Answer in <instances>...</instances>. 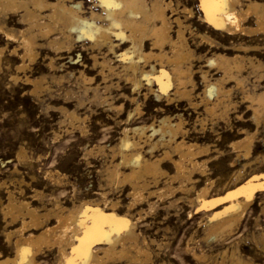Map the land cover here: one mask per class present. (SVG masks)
<instances>
[{"label": "bare ground", "instance_id": "1", "mask_svg": "<svg viewBox=\"0 0 264 264\" xmlns=\"http://www.w3.org/2000/svg\"><path fill=\"white\" fill-rule=\"evenodd\" d=\"M187 1L0 0V63H3L5 53L18 55L22 61L21 65H16V70L24 75H11L16 80L22 79L24 87L29 86L30 95L62 96L59 99L61 103L52 107L64 115L65 121H70L69 126L73 129L79 128L88 118L87 111L80 114L85 108L93 111L94 105H104L112 111L111 114L115 113L117 125L121 126L118 140L121 162L114 161L116 164L108 170L106 168V182H127L130 186L127 194L130 203L122 213L118 211L117 201L104 204V207L97 199H79L78 203H70L71 206L57 200L54 209L41 211L31 206L30 201L31 204L17 201L9 193L7 206L3 205L5 208L0 214L12 226L18 223L19 227L16 225L18 228L5 234L13 254H0V264H45L42 257L45 249L53 251L52 264H142L143 259L148 261L154 257L151 248L141 245L144 217L149 213L158 217L161 214L159 202L165 206L166 215H170L171 209L177 210L187 198L190 207L204 211L200 215L202 220H199L204 223H200L201 226H205L202 241L208 244L229 238L238 229L255 204L258 192L264 191V172L253 174L242 185L223 195H209L213 181L208 174V163L217 152L222 153V147L219 148V144L211 146L210 142L199 143V140L210 137L209 132L205 133L207 120L212 121V130L215 131L214 125L219 120L229 119L230 111L237 109V97L234 100V95L239 92L242 94V106L246 104L250 112L247 121L256 126V132L251 133L253 130L250 132V128H236L241 131V136L234 140L231 148L236 153V163L250 162L254 156L257 131L264 128V88L259 89L257 81L251 83L249 75L264 73V63L254 56L264 47V0H246L245 4L242 0L211 4L199 0L200 8L197 10L191 7L196 0H190L191 6ZM247 39L263 42L248 45L244 43ZM38 59H43L46 66L40 65ZM67 63H71L70 66L67 67ZM75 64L79 68H73ZM32 65H37L39 72L26 73ZM197 75L202 88L195 81ZM263 77L261 74L258 79ZM74 81L82 88L80 96L73 92L71 85L68 86ZM144 86L146 88L141 90ZM140 94L146 99L148 109L153 105L152 110L149 109L151 114H147L139 102ZM71 99H76L72 100L76 102L74 106L69 101ZM175 102H185L189 108L198 111L202 108L203 119L199 120V125L188 127L183 113L171 106ZM70 127L65 130H71ZM119 164L128 171H120ZM241 172L236 173L237 177ZM164 176L167 182L164 180V185H160V178ZM200 177L206 179L201 188L203 181ZM51 179L55 180V177ZM193 190L197 191V196L191 199L186 195ZM38 192L40 194V190ZM154 197L158 200L153 202V199L151 203L150 199ZM145 201L149 209L142 206ZM121 206L125 207V204ZM188 213L192 215L193 210L189 209ZM195 217L191 216V219ZM259 237L264 247V233ZM142 241L145 246L149 244L145 238ZM150 242L154 244L157 241L153 239ZM190 242L193 243L192 240ZM221 248L223 250L224 247ZM205 252L193 251V255L190 254L195 256L194 259L205 261ZM227 258L230 264H257L243 258L238 251L230 255L224 251L220 264H225Z\"/></svg>", "mask_w": 264, "mask_h": 264}, {"label": "rangeland", "instance_id": "2", "mask_svg": "<svg viewBox=\"0 0 264 264\" xmlns=\"http://www.w3.org/2000/svg\"><path fill=\"white\" fill-rule=\"evenodd\" d=\"M242 1L244 4L246 3V0H242ZM187 3L189 4V5L187 4L188 6L192 5L190 0L187 1ZM191 7L196 9V10L199 9L200 8L199 0H196V3L193 4ZM252 25H253V23H252ZM249 40L248 39L245 40L244 43H246L248 45H251V44L254 45V44H257L259 42H263V41L257 42L254 40H250V41ZM251 42H253V43H251ZM261 48L262 49L259 52H256L257 54L255 53L254 56H258L259 59L261 58V61L264 63V57H263L264 56V47H261ZM8 53H5L6 57L3 58V61H2L3 63H0V65H1V67H0V70H1L0 71V185H1L0 186V207H1L0 211L1 212L0 213L3 214L2 210L7 206L5 204L8 203L9 193H12L14 195V198L15 199L17 198V201L18 200L21 202L22 201H25V202L30 201L32 203L31 206L37 207V209H39L41 211H44V209H48V208L54 209L57 206L56 205V202H58L57 200L62 202L63 205H66V206L70 205L71 206V204L78 203L79 201L84 200V199L85 200H96L97 199V201L99 200V202H101V204H103L104 207H105V205L110 204L111 201H117L119 204L118 211L121 213L125 212L123 210H127L126 206H128V204L130 203L129 202L130 197L127 195L129 193V189H130V186H128L129 184L127 182L119 183V181H117V184H115L116 182L114 184L113 183L108 184L106 182V173H107L106 168L108 170V168H111L114 164H116L114 161H116L118 163L121 162V161H119V160H121L120 157H118V156H120L119 155L120 153L118 151L119 150V145H118L119 141L118 140L120 137L121 126L117 125L118 119H116V118H118V117L116 116V114L115 113L111 114L112 111L110 112L109 109L104 105H99L100 108H99V106L94 105L93 111H90L89 108H85L84 110L80 111V114L84 115L87 111V115H89L90 117L88 116V118L86 119L87 122H86V120L82 121L81 126L79 128H78V126H77V128H75L77 130L76 131L75 129H73L72 127L69 126L70 121L69 120L65 121L64 115L62 113H59V111L57 112V110L54 107H52L55 104L61 103V100H59V99L62 98V96L56 94L55 97L51 98V96L50 95L48 96V94H46V93L42 94L40 97L30 95L29 86L26 85L24 87L23 85H25V83L22 79H17V80L14 79L13 76L16 77L17 75H19L20 77H23V75H24L22 72H18V70H16L17 67L19 65H21L22 60L20 59V57L18 55H11L10 56V53L9 54ZM8 55L10 57H12V56L13 57L11 59H9L10 57ZM8 59L11 60L12 62L15 60V62L11 63V61H8ZM38 60H39L40 65L44 64L43 67L46 66V63L43 61V59H38ZM9 62H10V64H9ZM65 62H68V61H65ZM74 62H77V60H75ZM5 63H7V65ZM71 63H73V62H71ZM70 64L67 63V67L70 66ZM16 65H17V67H16ZM13 66H15V67H13ZM34 68H35V70H34ZM37 68H38L37 65H32L31 69H28L26 71V73H30L31 71L32 72L34 71L33 73H35ZM73 68H79V65L75 64L73 66ZM44 70L47 73L49 72V71H47L48 70L47 68H44ZM37 72H39V70H37ZM262 72H264V71H262ZM11 74H13V76ZM261 74H264V73L255 72V73H252L251 75H249L251 83L257 81L256 84L257 85L260 84V86L258 87L259 89L264 88V86H263L264 80L262 81V79H264V77L260 80L258 79V77ZM12 77H13V80H12ZM199 79H200L199 75H197L195 78V81L196 82L198 81L197 82L198 87L202 88L203 84L201 83L202 81ZM70 85H71V88H73V92L76 95L79 94L78 96H80V94L82 93V88H81L80 84L76 83L74 81V83H70L68 86H70ZM145 88L146 87L144 86L141 88V90H144ZM53 90H55V89H53ZM142 96L143 95L140 94L138 100H139V102H141L143 104L142 107L144 109H146L144 111H146L147 114H151L149 109L153 108V105L149 106V109H148L147 101H146V99L144 100V97H142ZM240 96L242 97V94L239 92L234 95V100L237 97V99H236V101L238 102L237 109H232L230 111L229 119H227L228 118L227 117L226 118L227 120L226 119L219 120V122H218L219 124L216 123L214 125L215 131L212 130V121L207 120L206 126L210 129H208L206 127L205 133L209 132L210 137L206 138L204 141L199 140V143L201 142L204 144V142H208V143L210 142L211 146L219 144V148L222 147L221 148L222 153L217 152L214 155V156H216V155L217 156L215 158H213L214 157L213 156L209 160V163H208V167H209L208 168V174L213 181V185L209 187V195H212V196L223 195L226 191H228L232 188L234 189L235 186L237 187L238 185H242V183L246 182L248 180V178L253 176V174H256V173L258 174L260 171L264 172V152H263L264 151V141H262V140H264V131H263L264 128H260V130L257 131L258 133L255 137V147L253 150V155L255 157L253 156V158L251 160L252 162L251 161L250 162L245 161L244 163L242 162L241 164L235 162V158H234L235 156L234 155H236V153L233 150V148H231V145L233 142H235L239 138L238 136H241V134H240L241 131H239L240 128L241 127H244L246 129L250 128L249 129L250 132L253 130L251 133L256 132V126L253 123H250V121H247L250 119V117H249L250 112L246 108V106H245L246 104H243L244 106H242ZM141 97H142L143 101H142ZM72 100L76 101V99L69 100L71 105L74 106L76 104V102L74 103ZM87 103L88 102L85 103L84 107H86ZM184 103L185 102H183V103H179V102L176 103L175 102V103H172L173 105H171V106L175 109V111H181L183 113L184 118L187 121L186 125L188 127H193V125L198 126L199 120L201 118L203 119V114H202L203 109L201 108V109H199V111L194 110V109L189 108L188 105H185L186 103L185 104ZM165 104L166 103H164V106H165ZM179 104H181V106H178ZM94 107H95V109H94ZM100 109H102V110H100ZM88 112L91 114H88ZM107 112H109V113H107ZM240 114L241 115L243 114L242 117H238ZM199 115L200 116L202 115V117H200ZM61 119L65 123L64 122L62 123ZM238 119H240V120H238ZM98 120H99V122H98ZM224 122H226V123H224ZM77 124H79V123H77ZM243 124H244V126H242ZM66 125L68 127H70L71 130L70 129L65 130L68 128ZM216 125H218V126H216ZM224 127H226V128H224ZM236 128L239 130H237ZM62 129H64V130H62ZM113 130H115V131H113ZM59 131L60 132L62 131V132L59 133ZM260 131L262 132V134ZM117 135H119V136H117ZM219 136H221V137H219ZM235 137H237V138H235ZM259 137H261V138H259ZM88 138H89V140H88ZM257 138H259L258 141H257ZM83 139L85 141H83ZM228 143L230 145H228ZM224 146H225V148H224ZM91 149H93V150H91ZM223 149H225V150H223ZM226 151H227V153H226ZM232 151H233V154H232ZM114 152H116V153H114ZM224 152L226 154H223ZM256 152H258V153H256ZM260 153H261V155H260ZM26 154H27V156H26ZM86 154L89 156H85ZM26 157H27V159H26ZM228 159H229V161H227ZM230 160H232V161H230ZM254 160H256V161H254ZM222 162H223V164L219 165ZM250 163H252V164H250ZM247 164H248V166H247ZM121 165L122 164H119L120 171H123V172L128 171V169L125 168L124 165H122V166ZM215 166L217 168H215ZM210 168H212V169H210ZM224 169H226V170H224ZM49 171H51V172H49ZM238 171H240V172L242 171V172L237 177L236 173ZM210 172H212V173H210ZM223 173L225 175L226 174L227 175L225 176ZM47 174H48V176H47ZM50 174H52V175H50ZM259 174H261V173H259ZM50 176L55 177V180L56 179L57 180L56 181L52 180ZM229 176H231L232 179ZM164 178H165V176L160 178L161 179L160 185H164V183L167 182V179L166 178L164 179ZM200 178L202 179L203 182L200 183L199 188L203 187L206 184V181H205L206 179L203 177H200ZM219 179H220V181H219ZM164 180H165V182H164ZM20 181H21V183H20ZM228 181H229V183H228ZM56 186H57V189H56ZM222 186L224 189L222 188ZM52 187H54V188H52ZM73 187L74 188L76 187L75 188L76 190ZM72 188L75 192L72 190ZM199 188H197V191L199 190ZM36 189H37V191H35ZM53 189H55V190H53ZM39 190H40V194L38 192ZM125 191H128V192H125ZM197 191L193 190L186 196H188L191 199H194L197 196L196 195ZM19 192H20V195H19ZM45 192H46V194H45ZM73 192H74V194H73ZM7 193H8V195H7ZM23 193H24L25 197H24ZM70 193L72 195H70ZM101 193H102V195H101ZM75 195H77L78 198ZM182 196L187 198L185 195H182ZM30 198H31V200H30ZM60 198L63 200H60ZM74 198H76V199H74ZM101 198H103L104 200ZM108 199H109V201H108ZM153 199H155V200H153ZM38 200H40V201H38ZM119 200H121V201H119ZM150 200L152 203V200H153V202H155L158 199L154 197V198H151ZM263 200H264V191H260L256 195V198L254 201L255 204H253L254 206L253 205L251 206V208H250L251 211L249 210L247 212L246 217L244 218V220L242 221V223L240 224L238 229L235 230V232L232 233L229 236V238L227 237V238L220 240V241L219 240L215 241V242L213 241L209 244L207 242L202 241V239H203L202 237H204L203 234H204V227L205 226H201V224L203 225L204 223H201L202 219H201L200 215H202V212H204V211L194 210V207H190L189 206L190 203L188 202L189 199L187 198V199H185V203L184 202L181 203L180 207L177 210L171 209L172 213L170 212V215H166L165 206L161 205L162 203L159 202L160 205L158 207V211L161 212V214H159L160 216L158 215V217H157L153 213H149L148 215H146L144 217V219H145L143 221L144 227H143V230L141 231L140 241H141V245L144 248L145 247H148L149 249L151 248L150 250L152 252V255H154V257L151 255V258L152 257L153 258L148 260V261L143 259L141 261L142 264H145V263L146 264H220V262L222 261V253L224 251H227V253L229 255L232 254L234 251H238L239 255H241L243 258H245L247 260H250V261L257 263V264H259V263L264 264V253H263L264 247L261 244L260 240H258V239H260L259 236H261V234L264 233V226H263L264 225V220H263L264 219V215H263L264 210L262 211V209H261V207L264 209V201ZM30 202H29V204H31ZM145 202L147 203V201H145ZM145 202L142 204V206L144 207V209H147L148 203L146 204ZM36 204H40V205L37 206ZM53 204L55 206H53ZM124 204H125V207L121 206ZM184 204L186 206H184ZM3 205L5 206L4 208H2ZM109 207H110V205H109ZM160 207H162V208H160ZM189 209L193 210L192 215H188ZM1 214H0V222H2V220H3L4 223L3 222L0 223V234H1L0 238H2V239H0L1 240L0 241L1 242V244H0V250H1L0 252L1 253L0 254L2 256H5V255L6 256H12L13 250L10 249L11 247L7 244L5 234H7L11 229L18 228L19 224L18 223L13 224V226H12L10 221H8V219L6 220L4 215H1ZM164 216H166V217H164ZM191 216H196V217L194 219H191ZM147 217H148V219H147ZM167 217L168 218L171 217L170 218L171 220L167 221L168 220ZM158 218H159V220H158ZM151 219H152V221H154V220L155 221L151 222ZM162 219H165V220H162ZM199 219H201V220H199ZM161 223H162V225H161ZM168 223H169V225H168ZM255 224H256V226H255ZM258 224H259V227H257ZM260 224H262V226ZM16 225H18V227ZM159 225L161 226V228L159 227ZM1 228H3V229H1ZM4 230H6V232ZM190 233L192 236L190 235ZM194 236H195V239H194ZM153 237H155V238H153ZM144 238L149 243L146 246H145L146 243L142 241ZM149 238H150V240L154 239L157 242H154V244H153L152 242H150ZM198 238H199V240H198ZM191 240L193 241V243L190 242ZM196 240H198V241H196ZM157 245L159 247L160 246L161 247L158 248ZM259 245L260 246L262 245V246L259 247ZM203 246H205L206 248ZM221 247H224L223 250ZM152 248H154V249H152ZM203 248H204V250H203ZM45 250H48V249H45ZM45 250H44V253L42 255L43 261H45V264H52L54 261V254L52 256L53 251L48 250L49 252L48 251L46 252ZM221 250H222V253H221ZM193 251L194 252L197 251L199 254L206 251L205 253L207 254V259L205 261L198 260L197 258L194 259L195 256H192ZM52 257H53V259H52ZM228 259L229 258L226 259L225 264H230L231 261H230V259L229 260ZM149 261H151V262H149Z\"/></svg>", "mask_w": 264, "mask_h": 264}, {"label": "snow or ice", "instance_id": "3", "mask_svg": "<svg viewBox=\"0 0 264 264\" xmlns=\"http://www.w3.org/2000/svg\"><path fill=\"white\" fill-rule=\"evenodd\" d=\"M225 0H204L205 4H211V3H223Z\"/></svg>", "mask_w": 264, "mask_h": 264}]
</instances>
